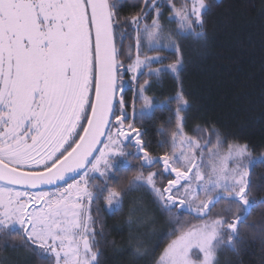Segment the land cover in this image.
<instances>
[{"label": "snow or ice", "instance_id": "obj_1", "mask_svg": "<svg viewBox=\"0 0 264 264\" xmlns=\"http://www.w3.org/2000/svg\"><path fill=\"white\" fill-rule=\"evenodd\" d=\"M140 6L122 17L121 0H0V245L35 253L42 264H100L93 205L102 198L118 213L129 191L144 188L173 228L153 264H219L222 248L237 250L238 225L251 207L247 146L227 145L225 154L215 129L189 133L182 91L169 109L171 130L160 131L161 155L136 123L153 107L151 77L182 68L179 60L154 68L163 61L149 52L179 51L175 36L204 40L195 29L203 28L206 6ZM162 8L178 29L161 22ZM121 162L132 176L110 185ZM233 206L239 215L229 219ZM139 210L134 204L130 216Z\"/></svg>", "mask_w": 264, "mask_h": 264}, {"label": "trees", "instance_id": "obj_2", "mask_svg": "<svg viewBox=\"0 0 264 264\" xmlns=\"http://www.w3.org/2000/svg\"><path fill=\"white\" fill-rule=\"evenodd\" d=\"M122 17H131L141 11L140 0H121ZM205 39L191 35L175 36L179 51L163 49L149 52L158 55L163 63L154 68L165 69L178 60L182 63L179 74L163 71L151 77L147 95L154 107L149 114L136 120L148 149L154 156L162 154L158 145L161 130L170 131L168 120L176 107L174 100L181 92L188 102L186 117L189 133L197 127L215 129L224 145L247 146L253 160L248 197L251 207L239 223L240 239L234 252L222 248L217 255L219 264H264V0H203ZM179 6V0H177ZM161 21L167 28L166 8L161 9ZM146 23L151 24V19ZM143 27V24L141 25ZM133 38L135 33H132ZM129 41H124L125 47ZM147 76V72H145ZM128 77H125L127 80ZM131 96V92L128 93ZM172 100L171 103H168ZM140 102L136 104L139 114ZM174 126V124H173ZM134 166L137 161H132ZM121 171L114 180L124 182L132 173L121 162ZM140 210L130 216L133 205ZM99 207L98 214L95 208ZM224 207L218 204L214 211ZM97 215L96 230L99 242L100 264H153L170 242L172 226L169 217L154 203L144 188H136L124 197L123 211L113 213L106 209L103 199L93 205ZM239 213L233 206L229 219ZM183 219L199 223L194 214L185 213ZM142 247L138 249L137 245ZM0 261L6 264H42L35 253L0 245Z\"/></svg>", "mask_w": 264, "mask_h": 264}, {"label": "rangeland", "instance_id": "obj_3", "mask_svg": "<svg viewBox=\"0 0 264 264\" xmlns=\"http://www.w3.org/2000/svg\"><path fill=\"white\" fill-rule=\"evenodd\" d=\"M172 14L171 13H169L168 12V16H167V19L169 20V18H170V16H171ZM172 25H169L168 27H170V28H168V29H172V30H176V29H178V24L177 23H175V22H172L171 23ZM164 49H166V50H175V48H172V47H166V48H164ZM151 56H157V55H151ZM169 67H167V68H165V70L166 69H168ZM170 72V71H169ZM154 76H156V75H154ZM140 108H139V112H140V109H141V107H142V102H140ZM153 107H154V103H153ZM153 107H152V109H153ZM176 107H177V104H176ZM175 107V108H176ZM152 109L150 110V111H147V112H145L144 114H149L151 111H152ZM175 110V109H174ZM134 135V134H133ZM227 145H239V146H244L243 144H227ZM227 145L224 147V149H223V151H224V153L226 154L227 153ZM249 157H245V161L247 162V159H248ZM230 164H231V162H229Z\"/></svg>", "mask_w": 264, "mask_h": 264}]
</instances>
